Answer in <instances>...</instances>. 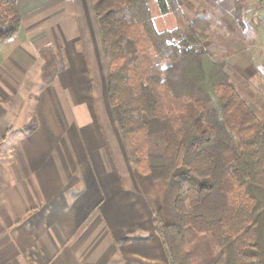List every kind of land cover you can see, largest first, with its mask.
Masks as SVG:
<instances>
[{"label": "crops", "instance_id": "crops-1", "mask_svg": "<svg viewBox=\"0 0 264 264\" xmlns=\"http://www.w3.org/2000/svg\"><path fill=\"white\" fill-rule=\"evenodd\" d=\"M18 10L0 41V264H168L109 106L90 0ZM42 48L58 62L47 84Z\"/></svg>", "mask_w": 264, "mask_h": 264}, {"label": "trees", "instance_id": "trees-1", "mask_svg": "<svg viewBox=\"0 0 264 264\" xmlns=\"http://www.w3.org/2000/svg\"><path fill=\"white\" fill-rule=\"evenodd\" d=\"M90 2L108 66L109 106L134 165L135 139L148 143V171L134 175L168 264H264V167L246 175L235 164L252 149L264 161V119L177 0ZM156 17L167 18L168 27L158 28ZM21 23L18 0H0V41ZM39 54L47 84L56 76V54Z\"/></svg>", "mask_w": 264, "mask_h": 264}, {"label": "rangeland", "instance_id": "rangeland-1", "mask_svg": "<svg viewBox=\"0 0 264 264\" xmlns=\"http://www.w3.org/2000/svg\"><path fill=\"white\" fill-rule=\"evenodd\" d=\"M177 2L184 16L200 31L203 45L213 53L215 60L226 63L225 71L248 107L257 118L264 119V0ZM167 20L156 17L158 28L168 27ZM122 140L133 166V174L136 169L140 173L147 172V141L141 136L135 139L139 146V161L134 165L123 137ZM235 164L246 175L258 174L264 167V161L256 149L237 158ZM231 196L238 203L241 202L240 189L234 188Z\"/></svg>", "mask_w": 264, "mask_h": 264}]
</instances>
